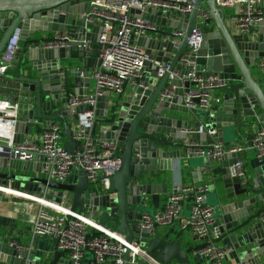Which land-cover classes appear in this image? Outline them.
Returning a JSON list of instances; mask_svg holds the SVG:
<instances>
[{
  "label": "water",
  "instance_id": "water-1",
  "mask_svg": "<svg viewBox=\"0 0 264 264\" xmlns=\"http://www.w3.org/2000/svg\"><path fill=\"white\" fill-rule=\"evenodd\" d=\"M91 2L92 0H0V53L13 29L21 27L22 46L17 48L6 70L19 72L18 77L12 79L20 84L18 90L30 92L32 97L35 94V104L30 105L27 115L23 118L20 114L18 116L13 144L22 142L25 135H30L39 120L56 122L59 119L63 124V146L74 152L75 143L71 139L69 121L76 119L80 108L72 111L61 98L70 96L67 92L69 73L74 78L75 87L86 82L84 94L89 92V80L88 77H82V73H77L80 67L63 68L61 61L98 54V51L89 53L88 45L98 42L102 30L101 21L104 19L93 15V20H86L85 14L91 11ZM202 4L206 6L209 16L206 20L207 27L202 30L196 64L198 67L204 66L210 72L232 77L231 82L222 88L225 91L222 104L205 111L206 125L203 126L206 129L223 130L236 124L240 128L247 125V122H242L244 117H255L257 122H264V112L256 113L258 108L264 110V83L258 84L251 75V68L256 66L260 58H264V19L259 22L256 33L248 35L235 33L227 27L214 0H196L194 9L185 19L176 18L174 11L162 15L154 8H147L145 16L150 13V18L160 26H167L170 30L182 29L184 35L174 42H165L155 37H139L136 43L151 53L154 61L145 62L140 77L129 92L103 95L97 100L93 131H98L104 138L117 141L119 148L116 155L119 160L118 169L110 177L109 186L105 190L91 186L84 170L80 168H75L79 174L75 182L48 179L44 163L18 159L10 154L9 147H2L0 200L8 192H36L39 191V186H46L47 198L69 204L71 213H83L98 219L100 215L104 218H118L119 225L114 231L124 238L127 246L122 264H188V253L202 248L205 242L185 247L176 240L177 235L174 239H168L167 235L159 233L158 227L152 232L141 228L139 219L143 212L152 213L144 208L146 197L161 193L160 188L164 187L149 183L147 180L150 178L146 175L171 170L175 161L184 158V140L206 143L208 149H213V138L206 132H188L197 131L201 125L199 122L192 123L188 118L181 119L172 115L173 111L186 113L187 108L182 105V99L191 83L185 81L176 87L170 103L159 98L160 92L169 82V71L176 66L187 47ZM131 12L136 16L141 14L137 10ZM210 23L214 25L211 28ZM56 32L68 33L74 39L71 46H35L48 39H41L37 34ZM156 33L166 35L170 31ZM20 55L22 60L19 66ZM159 62H169V69L161 77L149 76L148 71L156 72ZM236 72L239 76L235 75ZM5 73L0 74V77ZM157 80L159 86L151 91L153 82ZM57 103L60 106H56ZM53 106L56 107L52 108ZM43 111L50 112L45 114ZM243 153L244 151L229 153L222 163L225 191L216 202L215 224L221 235L215 242L227 239V246L230 248L225 255L227 264H264V163L258 162L242 183L233 164L241 159ZM243 169L245 170L244 165ZM98 222L104 226L99 220ZM181 233L182 231L178 235ZM196 238L195 236L194 239ZM134 247H139V251L134 262L130 263ZM26 251L27 249L17 248L7 242H0V264H41V259ZM66 252L55 248L49 264H56ZM111 264H115L114 261Z\"/></svg>",
  "mask_w": 264,
  "mask_h": 264
},
{
  "label": "built area",
  "instance_id": "built-area-1",
  "mask_svg": "<svg viewBox=\"0 0 264 264\" xmlns=\"http://www.w3.org/2000/svg\"><path fill=\"white\" fill-rule=\"evenodd\" d=\"M214 2L225 21L231 23L237 33H256L259 22L264 19V0ZM195 3L196 0H92L91 11L85 14L86 20H93V15L104 19L101 21L102 30L97 42L99 65L91 74L95 85L87 94L61 98L72 111L80 108L71 125L74 152L64 148L62 127L57 122H46L37 137L24 138L22 142L13 144L20 104L4 98H0V149L9 147L10 154L18 159L44 163L47 166L46 177L59 182L66 181L75 168H80L84 170L86 180L91 186L105 190L109 186L110 177L118 169L119 160L116 155L119 148L117 141L99 136L93 131L97 100L103 95L122 93L128 81L135 82L140 77L145 62L154 61L152 54L136 43L139 37L159 30L160 25L150 18L151 14L145 16L147 8H154L162 15L174 11L176 18L185 19L194 9ZM132 10L141 14L136 16ZM208 16L206 6L202 5L198 10L195 28L190 32L187 47L176 66L169 71V82L159 94L161 100L170 103L176 87L185 81L191 83L182 99V105L191 111L216 108L219 99L213 96L212 91L222 89L231 79L225 74L210 72L204 66L198 67L196 64V53L202 40V30L207 27ZM183 35L182 29L170 30V34L163 35L162 40L179 41ZM20 37L21 27L16 26L0 53L1 75L5 73L15 51L20 47ZM73 41L68 33L56 32L35 46L62 48L71 46ZM255 65L264 71V58H260ZM169 66V62H159L156 75L161 77ZM81 76H84L83 73ZM188 132H206L213 136L217 134V129H206L200 125L197 131ZM183 147L186 160L191 156L221 160L229 153L242 152L247 148L242 144L227 147L215 142L213 149H208L206 144L190 140H184ZM252 148L255 150L256 160L260 162L264 157V125L256 130ZM233 166L244 183L247 174L243 169V162L237 160ZM39 187L35 199L39 208L31 227L34 236L53 239L56 248L68 252V264H104L109 260L122 264L127 246L121 235L100 225L86 214L71 213L64 203L47 198L46 186ZM208 190L207 185L175 184L161 208L152 213L141 214V228L152 232L156 227L176 224L182 231L190 230L205 242L202 248L191 251L194 256L203 260V264H225V255L230 248L215 242L221 234L215 224L216 207L206 200ZM25 197L32 199L29 195ZM186 202L188 211L185 215L183 209ZM89 229L95 232L90 234ZM12 245L20 248L17 243L13 242ZM138 251L139 247L132 249L130 263L134 262ZM88 253L90 258L85 260Z\"/></svg>",
  "mask_w": 264,
  "mask_h": 264
},
{
  "label": "crops",
  "instance_id": "crops-1",
  "mask_svg": "<svg viewBox=\"0 0 264 264\" xmlns=\"http://www.w3.org/2000/svg\"><path fill=\"white\" fill-rule=\"evenodd\" d=\"M264 8V4L262 5ZM227 27L237 33L235 29L232 27L231 23L228 21L226 22ZM214 25L210 23L209 27H213ZM159 32L163 33L165 31H170V28L167 26H159ZM54 33H39L36 36L41 39H46L52 36ZM164 34V33H163ZM163 34L157 33H148L147 37H155L161 38ZM137 42V41H136ZM22 46V42L20 47ZM98 51V43H89L88 52L94 53ZM175 53L172 54V57ZM22 56H19L18 64L21 65ZM61 65L63 68H71L73 66L80 67L77 70V73H83V77H88L89 80V91L94 88L95 81L91 74L99 65V58L98 54L88 55L84 58H71V59H64L61 61ZM80 70V71H79ZM73 72L75 70H72ZM76 72V71H75ZM19 72L14 70H6L4 76L0 77V98L8 99V100H17L20 104V117H24L27 115L29 111L30 105L35 104V94L32 97L30 92H21L18 90L19 83H15L12 81L13 78L18 77ZM148 75L151 77H156V72L148 71ZM226 75V74H225ZM236 76H239V73L236 72ZM251 75L255 82L258 84L264 83V71L257 68L256 66L251 68ZM228 77L232 78L230 75ZM232 79H230L231 82ZM74 78L72 75H68V90L67 92L70 95H84V91L86 89L85 81L81 82L80 85L74 86L73 84ZM136 81V80H135ZM135 85L134 81H128L125 85V92H129L133 89ZM159 86V80L153 82L151 91H154ZM76 89V91H75ZM66 92V90H63ZM223 89H215L212 91L214 97L219 99L217 106L222 104V99L224 95ZM64 94V93H63ZM61 94V95H63ZM116 95V94H114ZM31 97L33 98L30 101ZM43 99V98H41ZM24 102V103H23ZM56 106H60V103H57ZM53 106L52 108L56 107ZM51 111V109H50ZM50 111H43V113L47 114ZM264 112L263 109L258 108L256 113ZM204 110L196 109L194 111L187 110L186 113L182 111H173L172 115L176 118L185 119L188 118L190 122H199L201 125H206V121L204 120ZM242 122H247V125L241 126L240 128L236 126V124L228 127L226 129H217V134L211 136L213 138L214 143H222L224 146H234L237 144L245 145L247 148L244 150V153L241 157V161L245 166V170L247 175L252 173L253 167L258 163L255 158V150L252 148V140L256 130L264 125V122H257L255 117H244L242 118ZM57 123L61 127H63L61 120H56ZM73 121H69L71 125ZM46 124L44 120H39L37 124L33 127L32 133L30 135H25L24 138H35L41 132L43 126ZM96 134L101 136V134L96 131ZM63 143L65 139H62ZM204 144V143H203ZM206 144V143H205ZM184 152V147H183ZM224 157L221 160H213V159H206L202 156H191L188 160L184 158H179V161H175L174 166L171 170L167 171H158V172H151L150 174L146 175L149 176L147 181L149 183H156L159 185H164L161 187V193H155L152 195H148L145 201V209L149 210L152 209V212L161 208L163 205L167 194L171 191L175 184L181 185H207L209 190L206 193V200L207 202L218 201L219 197H222L224 194V186H223V161L225 160ZM264 163V157L260 161ZM207 166V169H204ZM204 169V170H203ZM40 176V174H34ZM79 178V174L74 169L71 174L66 179V182L72 183L75 182ZM24 194L14 192V193H5L1 200H0V242H7L9 244L17 243L23 249H27V253L34 255L36 258L41 259V264H49V262L53 258V252L56 248V244L53 239L45 236H34L31 230L32 223L36 217L39 205L35 201L37 198V191L36 192H29L28 195H35L31 196L32 199H29ZM210 196V201H209ZM65 205H69L65 203ZM188 211V203L184 204L183 213L186 215ZM147 212V211H146ZM216 217V213H215ZM96 219V220H95ZM92 220L99 223L98 220L110 230H115L118 227V218H104L103 216H99V219L93 217ZM89 233L93 234L95 232L92 229H89ZM158 231L161 235H167L168 239H174L177 235L176 240L180 242L183 246H190L194 247L199 245L202 240L199 238L194 239L195 235L190 230H181L178 225L174 224L172 226H162L158 227ZM182 233L178 235V233ZM218 244L222 246H227V239H223ZM87 260L89 255L85 257ZM188 264H203V260L197 256H194L191 251L188 253ZM175 263V262H174ZM56 264H68V252L61 255L56 262ZM104 264H111V261H107ZM176 264V263H175ZM225 264L227 262L225 261Z\"/></svg>",
  "mask_w": 264,
  "mask_h": 264
},
{
  "label": "rangeland",
  "instance_id": "rangeland-1",
  "mask_svg": "<svg viewBox=\"0 0 264 264\" xmlns=\"http://www.w3.org/2000/svg\"><path fill=\"white\" fill-rule=\"evenodd\" d=\"M202 5H204V4H202ZM204 6H205V5H204ZM229 11H231V10H229ZM209 201H210V196H209ZM208 203L211 204V205L214 206V207H217L216 201L208 202ZM149 210L152 211V209H149ZM215 213H217V211H216Z\"/></svg>",
  "mask_w": 264,
  "mask_h": 264
},
{
  "label": "bare ground",
  "instance_id": "bare-ground-1",
  "mask_svg": "<svg viewBox=\"0 0 264 264\" xmlns=\"http://www.w3.org/2000/svg\"><path fill=\"white\" fill-rule=\"evenodd\" d=\"M8 191H10V190H8ZM14 192H16V191H12V193H14ZM8 193H11V192H8ZM18 193H20V192H18ZM21 194H24V196H28V193H21ZM31 196L33 197V196H35V195H31ZM31 196H30V197H31ZM32 197H31V198H32Z\"/></svg>",
  "mask_w": 264,
  "mask_h": 264
}]
</instances>
